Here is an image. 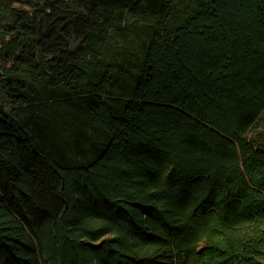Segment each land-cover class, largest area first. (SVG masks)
<instances>
[{"label":"trees","instance_id":"trees-1","mask_svg":"<svg viewBox=\"0 0 264 264\" xmlns=\"http://www.w3.org/2000/svg\"><path fill=\"white\" fill-rule=\"evenodd\" d=\"M264 0H0V264H264Z\"/></svg>","mask_w":264,"mask_h":264},{"label":"rangeland","instance_id":"rangeland-1","mask_svg":"<svg viewBox=\"0 0 264 264\" xmlns=\"http://www.w3.org/2000/svg\"><path fill=\"white\" fill-rule=\"evenodd\" d=\"M258 132H260L259 134L264 137V125L261 129L257 130L253 135H258Z\"/></svg>","mask_w":264,"mask_h":264}]
</instances>
